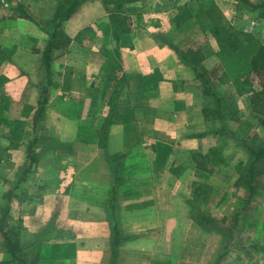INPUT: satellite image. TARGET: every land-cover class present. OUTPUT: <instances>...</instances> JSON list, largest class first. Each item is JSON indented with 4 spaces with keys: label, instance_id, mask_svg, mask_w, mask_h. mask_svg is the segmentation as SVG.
I'll list each match as a JSON object with an SVG mask.
<instances>
[{
    "label": "crops",
    "instance_id": "1",
    "mask_svg": "<svg viewBox=\"0 0 264 264\" xmlns=\"http://www.w3.org/2000/svg\"><path fill=\"white\" fill-rule=\"evenodd\" d=\"M72 1L0 0V264H264L255 93L204 23L233 1L78 0L56 29Z\"/></svg>",
    "mask_w": 264,
    "mask_h": 264
},
{
    "label": "rangeland",
    "instance_id": "2",
    "mask_svg": "<svg viewBox=\"0 0 264 264\" xmlns=\"http://www.w3.org/2000/svg\"><path fill=\"white\" fill-rule=\"evenodd\" d=\"M201 1L202 0H200V2ZM232 1V3L226 5V9L232 10L237 15L235 17H237L239 21L226 19L218 6L211 4L210 19H204V23L205 27L208 25V27L211 28L214 35L211 34L220 39V45L223 44L224 47L227 48V51L219 50V54H216L218 62H220L221 65L226 64V66L215 69V71H213V73L216 74L215 76L223 77V80L230 83L234 81L235 83L230 85V87H239L241 95L249 93V89L251 88H253L252 92L255 93L252 96V105L254 108L253 115L248 111L249 114L244 115L243 119L239 121V127L238 123H236V128L242 129L240 132L237 131V137L244 139V137L250 133L245 131L252 127L253 136H256H252L253 140L246 141V143L251 146L249 148L252 149V151L250 149L249 152L244 151L243 157L245 158V156L250 155V153L258 151H262V155L260 156L259 169L254 173L253 177L246 175V178L244 177L243 180H240L237 190L241 191L240 197H242V200L239 201L240 203L247 201V203L250 204H264V54L259 56L256 53L258 49H264V0ZM205 2H208V0H205ZM199 7H201V5ZM227 17L232 16L227 14ZM231 23L236 24L239 29H241V25L246 26L251 23L254 37L250 40V34L244 35L236 32V30L233 31L235 26ZM224 31H226V36ZM189 38L190 41L194 43L199 41L197 36L192 35L189 36ZM221 38H224V40H221ZM192 55L196 62L202 61V53L195 52L192 53ZM206 57H208V53H206ZM226 87V85H223L224 90H226ZM255 125L258 126V134L255 133ZM233 128H235L234 125ZM252 155L253 154H251V156ZM250 189H253V197L247 200L248 191H250ZM10 225L9 222V227L8 225L6 226L8 235L11 229ZM0 241L2 243L1 239ZM19 254H21V252Z\"/></svg>",
    "mask_w": 264,
    "mask_h": 264
},
{
    "label": "trees",
    "instance_id": "3",
    "mask_svg": "<svg viewBox=\"0 0 264 264\" xmlns=\"http://www.w3.org/2000/svg\"><path fill=\"white\" fill-rule=\"evenodd\" d=\"M78 0H73L71 4H69L68 6V9L65 11L62 19L59 21V23L57 24V28L56 29H60L61 27V24L64 20H67L74 12H76L77 10V7H78ZM51 39H55V36H52ZM230 50V49H229ZM224 51H227V49H225ZM256 53L260 56V55H263L264 54V49H258L256 51ZM49 63H46L45 64V70L48 71L50 66ZM43 98V97H42ZM42 104L43 102L41 101L40 102V106L42 107ZM41 107H40V110H38V112L36 113V115L33 117V122H34V126H37L38 124V121L41 119V116H40V112H41ZM255 160L254 162L250 165V168L249 169H253V167L256 165V162L261 158L260 156L262 155V151H258V152H252ZM1 230V234H2V237L4 239V242H5V247H6V250H7V253L9 254V256L11 255L12 256V261L16 260L17 259V254H15L17 251H18V247H15L11 241V238L10 236L3 231V228H0ZM8 263V262H7ZM23 264V263H22Z\"/></svg>",
    "mask_w": 264,
    "mask_h": 264
}]
</instances>
